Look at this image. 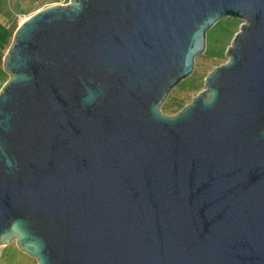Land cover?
I'll return each instance as SVG.
<instances>
[{
	"label": "water",
	"instance_id": "1",
	"mask_svg": "<svg viewBox=\"0 0 264 264\" xmlns=\"http://www.w3.org/2000/svg\"><path fill=\"white\" fill-rule=\"evenodd\" d=\"M225 18L229 61L164 115ZM3 69L0 255L264 264V0H70L19 25Z\"/></svg>",
	"mask_w": 264,
	"mask_h": 264
},
{
	"label": "rangeland",
	"instance_id": "2",
	"mask_svg": "<svg viewBox=\"0 0 264 264\" xmlns=\"http://www.w3.org/2000/svg\"><path fill=\"white\" fill-rule=\"evenodd\" d=\"M70 0H0V17L3 29L8 36L2 48V64L13 41L14 33L26 19L51 6L65 5ZM244 22L239 19L225 18L219 21L207 34L206 50L196 59L193 74L176 87L161 107L166 116H175L190 105L194 98L205 90L207 76L217 67L229 61L227 50ZM6 82L9 76H5ZM4 86V84H3ZM2 86V87H3ZM1 87V88H2ZM0 88V90H1ZM0 264H38L29 255L21 252L16 243L1 248Z\"/></svg>",
	"mask_w": 264,
	"mask_h": 264
},
{
	"label": "crops",
	"instance_id": "3",
	"mask_svg": "<svg viewBox=\"0 0 264 264\" xmlns=\"http://www.w3.org/2000/svg\"><path fill=\"white\" fill-rule=\"evenodd\" d=\"M5 36H8V34L6 33V30L3 29L2 20L0 17V88L3 86V84L6 83V80H5L6 73L4 72V69H3L2 53H1L3 50L2 48L4 47L3 45L5 44V41H2V38Z\"/></svg>",
	"mask_w": 264,
	"mask_h": 264
},
{
	"label": "clouds",
	"instance_id": "4",
	"mask_svg": "<svg viewBox=\"0 0 264 264\" xmlns=\"http://www.w3.org/2000/svg\"><path fill=\"white\" fill-rule=\"evenodd\" d=\"M89 92H90V98L86 97V101L87 102H92V100H94V94H92L90 90H89Z\"/></svg>",
	"mask_w": 264,
	"mask_h": 264
}]
</instances>
